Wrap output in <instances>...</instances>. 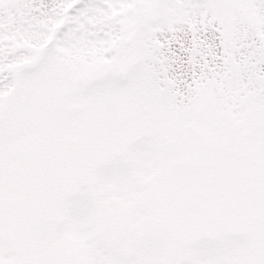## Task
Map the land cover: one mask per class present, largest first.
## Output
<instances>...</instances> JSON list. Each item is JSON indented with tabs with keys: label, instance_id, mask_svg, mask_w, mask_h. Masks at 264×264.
Wrapping results in <instances>:
<instances>
[{
	"label": "snow or ice",
	"instance_id": "1",
	"mask_svg": "<svg viewBox=\"0 0 264 264\" xmlns=\"http://www.w3.org/2000/svg\"><path fill=\"white\" fill-rule=\"evenodd\" d=\"M0 264H264V0H0Z\"/></svg>",
	"mask_w": 264,
	"mask_h": 264
}]
</instances>
